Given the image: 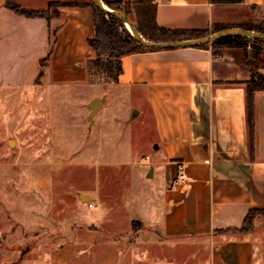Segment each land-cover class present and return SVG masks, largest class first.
<instances>
[{
    "label": "crops",
    "instance_id": "crops-1",
    "mask_svg": "<svg viewBox=\"0 0 264 264\" xmlns=\"http://www.w3.org/2000/svg\"><path fill=\"white\" fill-rule=\"evenodd\" d=\"M16 1L41 9L50 1L88 0H44L39 6L31 5V0ZM153 2L156 21L166 28L264 26V0ZM92 34L88 6L61 7L47 20L16 13L0 0V96L28 100L21 107L22 115L33 99H44L40 85L101 86V91L91 92L95 95L88 103L85 98L88 107L95 99L99 102L88 112V119L95 116L99 123L98 146L105 143V110L112 108L119 120L121 108L115 104L119 96L128 98L126 107L150 125L148 168L141 179L154 180L153 190L159 194L152 198L156 206L149 217L139 219L140 225L128 229L127 235L113 239L118 264H264V90L254 92L250 132L245 83L254 70L264 74V66L253 62L257 53L251 44L246 49L222 45L216 53L211 47L197 46L137 51L121 58L116 81L94 83L87 73L93 52L86 39ZM16 126L23 130V123ZM115 127L108 130L114 137L121 129L117 123ZM59 129L51 125V146L71 145L66 142V128L61 137L55 135ZM121 131L136 141L134 127ZM181 169L183 181L178 179ZM255 210L259 212L251 224L243 227Z\"/></svg>",
    "mask_w": 264,
    "mask_h": 264
},
{
    "label": "rangeland",
    "instance_id": "rangeland-1",
    "mask_svg": "<svg viewBox=\"0 0 264 264\" xmlns=\"http://www.w3.org/2000/svg\"><path fill=\"white\" fill-rule=\"evenodd\" d=\"M43 1L31 0V5ZM128 16L135 21L133 12ZM245 41L257 53L256 66H264V42ZM259 74L254 70L253 77ZM38 90L44 99H33L22 115L28 100L0 96V264H118L113 239L149 217L156 206L152 198L159 194L154 180L141 179L148 168L151 127L126 107L128 98L119 96L114 98L121 108L119 120L112 108L104 116L101 112L105 143L98 146L99 123L95 116L88 119L92 106H86L85 98L88 103L101 86L40 85ZM49 93L56 98L49 99ZM20 122L23 130L16 128ZM51 123L61 128L56 136L67 129L71 145L51 146ZM113 123L114 130L116 123L118 129L134 127L136 141L121 129L114 137L108 131Z\"/></svg>",
    "mask_w": 264,
    "mask_h": 264
},
{
    "label": "trees",
    "instance_id": "trees-1",
    "mask_svg": "<svg viewBox=\"0 0 264 264\" xmlns=\"http://www.w3.org/2000/svg\"><path fill=\"white\" fill-rule=\"evenodd\" d=\"M123 2V0H113L104 3L111 8L122 10L127 15L133 12L135 14V21L132 19V22L135 28L143 38L154 42L202 37L223 28L234 27L226 24H215L210 30L166 28L160 26L156 21L157 7L153 0H126L124 3ZM4 3L6 7L21 15L27 17H44L47 20L58 15L59 9L64 6L90 7L92 10L93 34L86 39V43L93 52V56L87 60V73L92 82L93 78H96L95 82L108 80L116 81L122 71L121 58L124 55L142 50L155 49L144 47L139 44L121 20L99 9L92 0L86 2L50 1L44 9L27 8L19 4L16 0H4ZM237 27L264 32V26L262 25H241ZM52 33L54 34V31L51 32V36ZM247 39V37L241 35H227L212 43L202 44L197 47H211L215 49L213 53H216V48L222 45H240L244 46L246 49L247 42L245 40ZM256 40L264 42V39ZM50 52L51 49L48 55ZM41 63H44V60H42ZM245 83L248 124L250 132H252L254 92L256 90H264V74L251 77ZM258 212L259 211L256 210L250 211L245 219L243 227L249 226L252 217Z\"/></svg>",
    "mask_w": 264,
    "mask_h": 264
},
{
    "label": "water",
    "instance_id": "water-1",
    "mask_svg": "<svg viewBox=\"0 0 264 264\" xmlns=\"http://www.w3.org/2000/svg\"><path fill=\"white\" fill-rule=\"evenodd\" d=\"M92 1L99 9L116 16L119 20H121L126 25L127 29L129 30L133 38L139 44L148 48L161 49V48L195 47L202 44L212 43L213 41L227 35H241L247 38L264 39V32L262 31L243 29L239 27H231V28H223L221 30L211 32L208 35L202 37L154 42L143 38L138 32V30L135 28V26L133 25V22L130 19V17L122 10L114 9L107 6L102 0H92ZM98 103L99 102L97 99L93 100L91 104L93 109L97 107Z\"/></svg>",
    "mask_w": 264,
    "mask_h": 264
},
{
    "label": "built area",
    "instance_id": "built-area-1",
    "mask_svg": "<svg viewBox=\"0 0 264 264\" xmlns=\"http://www.w3.org/2000/svg\"><path fill=\"white\" fill-rule=\"evenodd\" d=\"M178 179L181 180V181H183L185 179V173H184V171L182 169L180 170V172L178 174ZM87 204H88L89 207L93 206V204L91 202H88Z\"/></svg>",
    "mask_w": 264,
    "mask_h": 264
},
{
    "label": "bare ground",
    "instance_id": "bare-ground-1",
    "mask_svg": "<svg viewBox=\"0 0 264 264\" xmlns=\"http://www.w3.org/2000/svg\"><path fill=\"white\" fill-rule=\"evenodd\" d=\"M86 197V196H85Z\"/></svg>",
    "mask_w": 264,
    "mask_h": 264
}]
</instances>
